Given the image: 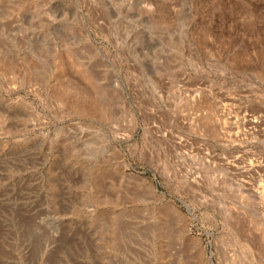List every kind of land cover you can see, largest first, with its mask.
Wrapping results in <instances>:
<instances>
[{
	"label": "rangeland",
	"instance_id": "374dc122",
	"mask_svg": "<svg viewBox=\"0 0 264 264\" xmlns=\"http://www.w3.org/2000/svg\"><path fill=\"white\" fill-rule=\"evenodd\" d=\"M0 264H264V0H0Z\"/></svg>",
	"mask_w": 264,
	"mask_h": 264
}]
</instances>
